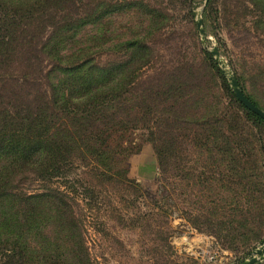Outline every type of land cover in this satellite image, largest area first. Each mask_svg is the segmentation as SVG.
I'll list each match as a JSON object with an SVG mask.
<instances>
[{"label": "rangeland", "instance_id": "obj_1", "mask_svg": "<svg viewBox=\"0 0 264 264\" xmlns=\"http://www.w3.org/2000/svg\"><path fill=\"white\" fill-rule=\"evenodd\" d=\"M207 2L61 0L46 10L67 12L71 19L88 14L83 26L61 19L58 25L82 28L78 39L94 59L128 78L109 95L120 103L112 98L109 106L119 105L136 128L126 137L140 147L128 158L134 185H103L96 209L84 211L95 264L264 261V136L249 126L228 80L233 76L264 111V88L251 78L248 64L249 54L264 61V37L257 35L264 19L254 12L258 4L219 0L221 10L239 15L244 32L236 43L224 22L203 18ZM206 53L220 73L210 68ZM79 171L72 169L68 182L79 180ZM24 180L21 189L37 188Z\"/></svg>", "mask_w": 264, "mask_h": 264}, {"label": "trees", "instance_id": "obj_2", "mask_svg": "<svg viewBox=\"0 0 264 264\" xmlns=\"http://www.w3.org/2000/svg\"><path fill=\"white\" fill-rule=\"evenodd\" d=\"M60 2L0 0V264H95L86 244L84 211L98 206L99 188L134 185L128 158L140 147L126 137L136 128L119 105L109 106L112 98L120 103L109 95L128 78L94 59L78 39L82 28L58 25L60 19L80 26L90 20L88 14L71 19L67 12L46 11ZM245 5L256 6L254 12L264 19V0ZM226 11L219 0H208L203 18L224 22L238 43L236 36L244 32L239 15ZM37 20L46 24L31 26ZM261 27L257 35L264 37ZM243 46L250 53L252 45ZM205 57L220 73L212 56ZM248 57L249 75L264 88V61ZM233 99L249 126L264 136V120ZM160 164L167 167L164 155ZM77 167L79 180L68 182L67 174ZM23 179L37 188L21 189Z\"/></svg>", "mask_w": 264, "mask_h": 264}, {"label": "water", "instance_id": "obj_3", "mask_svg": "<svg viewBox=\"0 0 264 264\" xmlns=\"http://www.w3.org/2000/svg\"><path fill=\"white\" fill-rule=\"evenodd\" d=\"M201 20H198L197 22V27L200 30V33L203 34V30L201 28ZM213 55H217V51L214 49L212 51ZM228 80H229V84L231 86L232 91L234 92L237 100L249 111H251L252 113L256 114L257 116H259L260 118H262L264 120V111L261 110L260 108H258L257 106H255L251 101L248 100V98L244 95L243 91L240 89L238 82L236 81V79L231 76L228 75ZM260 252H258L259 254ZM247 264H255V259H252L250 262H248Z\"/></svg>", "mask_w": 264, "mask_h": 264}, {"label": "crops", "instance_id": "obj_4", "mask_svg": "<svg viewBox=\"0 0 264 264\" xmlns=\"http://www.w3.org/2000/svg\"><path fill=\"white\" fill-rule=\"evenodd\" d=\"M258 264H264V261H263V262H261V263H258Z\"/></svg>", "mask_w": 264, "mask_h": 264}]
</instances>
